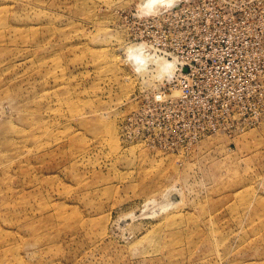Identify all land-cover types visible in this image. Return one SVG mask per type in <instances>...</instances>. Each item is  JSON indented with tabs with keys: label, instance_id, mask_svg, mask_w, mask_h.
Wrapping results in <instances>:
<instances>
[{
	"label": "rangeland",
	"instance_id": "rangeland-1",
	"mask_svg": "<svg viewBox=\"0 0 264 264\" xmlns=\"http://www.w3.org/2000/svg\"><path fill=\"white\" fill-rule=\"evenodd\" d=\"M143 1L0 0V264H264V0L197 37L246 127L168 150L141 112L172 75L128 48L176 60L155 18L189 0Z\"/></svg>",
	"mask_w": 264,
	"mask_h": 264
},
{
	"label": "built area",
	"instance_id": "built-area-1",
	"mask_svg": "<svg viewBox=\"0 0 264 264\" xmlns=\"http://www.w3.org/2000/svg\"><path fill=\"white\" fill-rule=\"evenodd\" d=\"M221 17L205 0H189L156 16L160 31L174 41L162 43L159 51L175 57L176 67L171 81L143 101L141 138L145 145L168 150L179 140L190 143L229 128L238 132L246 127L248 121H241L245 106L240 105L241 97L225 66L199 45L198 38Z\"/></svg>",
	"mask_w": 264,
	"mask_h": 264
},
{
	"label": "bare ground",
	"instance_id": "bare-ground-1",
	"mask_svg": "<svg viewBox=\"0 0 264 264\" xmlns=\"http://www.w3.org/2000/svg\"><path fill=\"white\" fill-rule=\"evenodd\" d=\"M164 1L166 3V6L168 4H170L171 2H173V0H144L141 3L142 8H141L140 11L142 13V11H143L144 8L146 10V13L147 12L150 13L149 11H151V9H153L155 11V9H157V7L160 6V4L161 5H162V3L164 4ZM166 6H163V7H166ZM149 8H151V9L149 10ZM147 10H149V11H147ZM153 10L151 12H153ZM142 14L145 15L144 11H143ZM136 47H137V45H136ZM135 50L136 49H134V46H130L128 48V57L131 58V60H132L133 63H137V65L139 66V68H141V70H145L146 68H148L147 66H149V64L155 63V65L158 68V75H160V76L161 75L166 76V75H170V74L173 75L172 73H173V70L175 69L176 60H174V59L173 60H171V59L166 60L165 59L163 61L162 60L161 61H159V60L156 61L155 59L150 58L147 55V52H140V53L138 52V54H135ZM143 51H146V50H143ZM174 203L175 202L172 201L170 204H174Z\"/></svg>",
	"mask_w": 264,
	"mask_h": 264
}]
</instances>
